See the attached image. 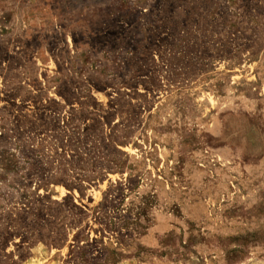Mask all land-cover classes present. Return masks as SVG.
Returning a JSON list of instances; mask_svg holds the SVG:
<instances>
[{"label":"rangeland","instance_id":"rangeland-1","mask_svg":"<svg viewBox=\"0 0 264 264\" xmlns=\"http://www.w3.org/2000/svg\"><path fill=\"white\" fill-rule=\"evenodd\" d=\"M0 264H264V0H0Z\"/></svg>","mask_w":264,"mask_h":264}]
</instances>
